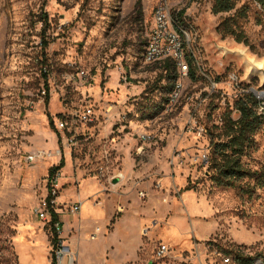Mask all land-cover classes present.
Returning <instances> with one entry per match:
<instances>
[{
  "label": "rangeland",
  "instance_id": "1",
  "mask_svg": "<svg viewBox=\"0 0 264 264\" xmlns=\"http://www.w3.org/2000/svg\"><path fill=\"white\" fill-rule=\"evenodd\" d=\"M160 1L0 0V264L12 252L11 264L51 261L48 228L32 209L53 191L75 203L78 180L108 193L100 195L97 217H80L79 236L76 217L60 219L63 229L70 227L66 240L78 241L76 264H104L106 256L109 264H123L139 247L125 264H234L222 252L231 248L264 257V186L251 195L218 187L203 160L224 114L237 119L233 104L241 91H264L263 77L248 68L249 60L264 66V13L253 0H236L234 11L218 15L211 13L213 0H167L187 64L193 58L192 79L172 63L142 60ZM235 11L248 46L215 31ZM57 121L65 123L61 132ZM38 151L53 157L28 162ZM61 159L51 184L48 170ZM123 159L135 161L141 181L130 190L126 179L113 191ZM241 161L264 171V127ZM114 193L130 202L126 218L152 213L149 197L170 203L168 216L182 217L190 233L171 235L154 221L140 235L127 218L106 236L116 217H110ZM160 245L168 253L157 259Z\"/></svg>",
  "mask_w": 264,
  "mask_h": 264
},
{
  "label": "trees",
  "instance_id": "2",
  "mask_svg": "<svg viewBox=\"0 0 264 264\" xmlns=\"http://www.w3.org/2000/svg\"><path fill=\"white\" fill-rule=\"evenodd\" d=\"M253 2L264 13V0H253ZM235 4L236 0H213L211 13L214 15L229 14L234 11ZM240 15L238 11H235L233 15L223 18L216 26L215 31L222 39L231 38L238 44L248 46V41L238 21ZM187 61L188 74L193 79L192 55H188ZM166 62L172 63L170 61H163L162 63ZM43 78V82L46 83V76L43 75ZM175 79L176 76L173 77V81ZM255 106L256 102L251 94L239 95L233 104V111L237 114V119L233 120L230 117L231 112L224 114L220 133L215 137L211 135L209 138V155L207 157L208 167L206 172L214 185L236 189L240 194L248 195H251L256 188L264 186V171H251L241 161L254 146V136L264 127V120L256 115ZM63 165L64 162L61 159L59 165L48 170L50 181L54 180ZM191 189L192 187L187 185L183 190L190 191ZM53 217L56 219V216ZM6 241L8 240L5 239ZM52 243L53 240L50 237V245ZM222 252L224 255L232 257L234 264H254L256 259L264 258L260 254L254 257L246 255L240 248L222 249ZM10 258L12 259L10 260ZM10 258L4 257L3 264H11L13 260H17L13 252Z\"/></svg>",
  "mask_w": 264,
  "mask_h": 264
},
{
  "label": "built area",
  "instance_id": "3",
  "mask_svg": "<svg viewBox=\"0 0 264 264\" xmlns=\"http://www.w3.org/2000/svg\"><path fill=\"white\" fill-rule=\"evenodd\" d=\"M177 25L170 17L167 0H161L153 11L152 27L147 35L146 44L142 52V60L145 64L156 62L170 61L176 67L180 75L185 76L188 71V64L184 55V45L181 37L177 32ZM213 88V87H212ZM178 86L172 92L171 99H177ZM241 94H251L256 102L255 113L264 120V91L243 90ZM240 94V95H241ZM42 95L45 92L42 91ZM57 129L61 132L64 129L63 121L56 122ZM52 158L53 155L45 151L35 152L28 157V162H34L36 159ZM203 160L207 162V158L203 156ZM56 177V176H55ZM54 180L50 183H54ZM52 194H48L42 198L38 204L32 209V213L48 227L52 243L51 261L49 264H76V255L72 250L66 238L63 236L62 223L59 219L57 209L59 205ZM142 196V193H140ZM63 213L74 217L79 214L80 205L78 203L62 205ZM56 216V219L53 217ZM168 253L165 245H160L155 251V257L160 259ZM227 258L225 262H228Z\"/></svg>",
  "mask_w": 264,
  "mask_h": 264
},
{
  "label": "crops",
  "instance_id": "4",
  "mask_svg": "<svg viewBox=\"0 0 264 264\" xmlns=\"http://www.w3.org/2000/svg\"><path fill=\"white\" fill-rule=\"evenodd\" d=\"M140 172H139V168L137 166V164L135 163V161H131V159H123V163L121 165V170L118 171L117 175H116V179H113V191L116 190V187L119 183H121L122 181H126L130 180L131 181V187L130 190L132 188V186H138L140 184ZM83 182L81 185L80 183ZM78 189L76 190V192L73 193V195L71 196L72 198V202L78 203L80 205V211L79 214L76 217L77 221V225H75V230L77 235L79 236V232L81 229V225H80V217H86L91 215V217H97L98 214H100L102 208H103V201L100 198V195L102 193H108V191H105V189H103L100 185L95 184L92 181L86 180H78ZM135 186V187H136ZM129 190V191H130ZM188 194V193H187ZM117 195V199H112L110 201H112V210L110 213V217L111 219L114 218V215L116 214V217L114 218V222H113V226L111 227V230L109 232V234H107L106 236H110L111 234L114 233V231L117 230L118 226L124 222V220H126L127 218H129L135 225H136V229L138 234L141 235V233L145 230L144 225L149 224V223H153L154 221L156 223H165L166 227H170L168 234L173 235L174 231L177 233L178 236L181 235H185L190 233L191 231V227L189 224L185 223L181 218L177 219L176 217H170L168 216L171 209H172V205L170 203H166L165 205L161 204L159 202V200H157L156 197H149L148 199H150L151 204H152V213H148L146 211H132L129 215H127V218L125 216V212L128 211V205L130 206V202L126 203V195H122V194H111V196H116ZM144 197V196H143ZM61 199V200H60ZM65 197L63 196H58V198H56V201L58 202L57 204L59 205L58 209H57V213H59L60 215L58 216L59 219H62L64 216L67 217H71L69 215H67L66 213H63V209H61L62 205H69V201L64 200ZM124 200V201H123ZM125 202V203H122ZM74 204V203H73ZM127 204V205H126ZM124 206L126 207L125 210H123V212H121L120 210H117V208L119 206ZM154 209H156L155 212ZM134 210V209H133ZM131 211V210H130ZM143 212V213H141ZM148 213V214H147ZM156 213V214H155ZM110 219V220H111ZM63 221V220H62ZM175 221H179L178 222V226L177 224H175ZM154 222V224H155ZM62 223V222H61ZM153 224V225H154ZM66 228L63 229V233H67L70 232V227L68 225L65 226ZM96 232H98V229H95ZM89 240H93V236L89 237ZM68 242V237L67 240ZM69 243V242H68ZM69 245L71 246V248L73 249L75 255H76V259H77V263L78 261V241L77 243L72 242V244L69 243ZM140 248V247H139ZM139 248L133 251V256L135 257V259L137 258V252L139 251ZM134 259V260H135ZM134 260H125L123 261V264L127 263L128 261H134ZM50 261L47 260L46 264H49ZM104 264H109L108 262V257L106 256L104 261Z\"/></svg>",
  "mask_w": 264,
  "mask_h": 264
},
{
  "label": "water",
  "instance_id": "5",
  "mask_svg": "<svg viewBox=\"0 0 264 264\" xmlns=\"http://www.w3.org/2000/svg\"><path fill=\"white\" fill-rule=\"evenodd\" d=\"M248 63L250 64V71L251 72L255 71L256 73H259L264 79V67L263 68L261 67L260 69H256V67L253 63H251L249 61H248Z\"/></svg>",
  "mask_w": 264,
  "mask_h": 264
},
{
  "label": "bare ground",
  "instance_id": "6",
  "mask_svg": "<svg viewBox=\"0 0 264 264\" xmlns=\"http://www.w3.org/2000/svg\"><path fill=\"white\" fill-rule=\"evenodd\" d=\"M249 62L253 63V64L255 65L256 69H260L261 67H262V68L264 67L261 63H258V62H256V61L249 60ZM248 68L250 69V67H248ZM255 73H256V72L254 71V74H255ZM256 74L260 75L259 73H256ZM260 76H261V75H260Z\"/></svg>",
  "mask_w": 264,
  "mask_h": 264
}]
</instances>
